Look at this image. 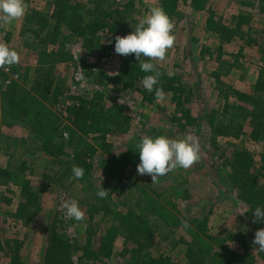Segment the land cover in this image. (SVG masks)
<instances>
[{
    "label": "rangeland",
    "instance_id": "obj_1",
    "mask_svg": "<svg viewBox=\"0 0 264 264\" xmlns=\"http://www.w3.org/2000/svg\"><path fill=\"white\" fill-rule=\"evenodd\" d=\"M114 1L123 4L127 0ZM133 1L137 3V0ZM208 2L216 18L221 19L225 25L231 24L232 16L238 13L248 15V24L242 26L243 38L234 37L230 42L224 43L218 57L217 34L204 30L207 9L197 12L181 3L178 15L171 18L174 22L172 34L176 38L175 43L167 51L164 61H152L165 74L174 73L190 90L182 108L189 110L196 122L185 127V131H176L179 120L171 121L175 113L176 116H180V113L176 112L175 105L170 100V92L163 93L160 98L156 97L150 104L141 99L136 89L117 93L105 92L103 102L107 106L113 101L128 106L126 112L131 117V124L125 133L107 135L108 148L103 152L100 139L95 138L96 135H86L85 139L92 144L95 152L90 157L85 155L91 161L92 168L89 181L82 184L73 176H62V172L54 174L59 166L51 163L47 155L33 147V134L25 123L15 122L8 126L0 117V165L18 166L25 161L26 167L21 177L32 180L33 188L38 190L41 201L40 211L29 224L24 225L11 216L19 187L12 183L7 186L0 185V242L20 241L23 262L42 264L52 223L59 227V233H64L74 243L83 245L89 221L93 231H96V238L113 222L115 213L132 206L135 212L145 216L153 231L150 250L154 255L162 253L177 264H188L184 256L183 241L186 240L197 241L210 253L217 250L221 243L240 253L252 254V264H264V251H260L253 244L254 234L257 229L264 228V221L252 222L254 210L236 198L230 181L231 172L227 166L231 150L237 146H245L253 154V170L264 174V140H248L247 134H242L239 139L221 135L213 138V127L209 124L211 112L214 111L219 118L224 104V100L217 94L213 72H218L219 79L235 89L250 95L257 93L255 87L258 73L264 70V0ZM25 3L28 6L27 13L31 8L46 10L48 6V0H25ZM86 7L92 6L86 4ZM151 8L139 1L137 6L135 4L126 9L124 14L126 21L130 23V31L125 35L134 31L139 19L147 15ZM24 17L11 25L0 27V42L6 43L19 55V62L10 69L13 73H18L16 81L21 82L27 73L25 83L30 85L36 65V51L31 45L32 34L26 30L28 24ZM97 35L99 39L94 41L91 48H80V42L74 37L67 39L65 49L72 59L56 63L51 71L54 83H61L67 91L58 97V103H45L46 108H50L49 112L44 109L45 116L60 112L72 103L66 98V92H92L109 86V83L105 84V80L95 77L98 72L114 76L121 71L125 56L117 71L113 69L116 64L102 61L115 45V36L119 34L111 32L107 27ZM101 45L106 48L101 50ZM52 47L56 46L50 45L48 48ZM2 74H5L6 79L9 78L4 68H0V84ZM110 96L114 99H110ZM229 101L233 102L235 98L231 96ZM244 130L248 133L247 123ZM145 135L153 138L165 135L171 139L193 135L198 139L201 158L188 169L177 168L159 177L156 183L151 182L149 175H139L137 165L131 164L122 170L120 179L113 176L106 168L111 158L134 148ZM67 137V132H64L63 138ZM13 138H23L26 143L15 142V147L12 144ZM65 152L71 154L72 149L67 148ZM102 160L107 162L102 164ZM88 184H91L90 187ZM100 187L108 190V195L103 200L108 207V213L104 215L102 211H96L90 219L87 204L97 199ZM3 194L11 198L10 203L1 199ZM68 199L78 201L85 213L83 221L66 217L62 203ZM246 209H249L247 213L239 214ZM60 216L63 222L57 221ZM182 221H186L189 226L184 227ZM236 235L241 237L243 244L234 239ZM122 247L123 236L119 235L114 241L112 256L97 261L96 264H124L123 257L118 254ZM79 254L80 251L74 254V264H79ZM7 261V254L0 250V264H7Z\"/></svg>",
    "mask_w": 264,
    "mask_h": 264
},
{
    "label": "trees",
    "instance_id": "obj_2",
    "mask_svg": "<svg viewBox=\"0 0 264 264\" xmlns=\"http://www.w3.org/2000/svg\"><path fill=\"white\" fill-rule=\"evenodd\" d=\"M108 1L51 0L46 10L31 8L24 17L25 23L28 24L26 30L32 34L31 45L36 51V65L33 68L34 76L30 85L25 83L27 73L21 82L13 80L6 85L3 83L6 80L5 74L1 75L0 117L8 126L15 122H23L29 127L35 141L33 147L47 155L51 163L59 166L54 174L62 172V176H73V165L83 167V178L75 179L82 184L89 181L92 168L91 161H88L85 155L90 157L95 152L92 144L85 139L86 135H96L95 138L101 141L103 152L108 148L107 135L122 134L130 128L131 117L126 112L128 106L117 101L107 106L103 102L105 92L117 93L136 89L141 99L150 104L157 97L155 88H162L163 93H171L170 100L175 105L176 112L180 113V116H176L175 113L171 118L172 122L179 120L176 131L183 132L185 127L196 122L190 111L182 108V103L188 98L190 90L179 77L165 74L156 66L162 75L159 78L160 82L150 93L143 87L142 78L151 73L140 70V61H137L134 55L126 56L118 74L114 76L102 72L96 74L98 80L103 79L105 84L109 83L104 90L82 93L75 91L74 94L66 92V98L72 103L60 112L44 115V109L50 110L48 106L46 108L45 103L49 102L51 105L58 103V97L67 91L61 83H54L51 72L56 63L72 59L65 49L67 39L74 37L80 42V48H91L94 41L99 39L97 33L102 29L108 27L111 32L119 35H125L130 31V23L126 21L124 13L127 8L134 5V1L127 0L123 4H117L114 0L110 3ZM182 1L184 0H160V7L171 19L178 15V7ZM88 3L92 7L87 8ZM246 4L251 5L250 2ZM189 5L194 11L207 9L208 17L204 30L217 34L218 57L224 43L230 42L234 37L243 38L242 26L249 22L247 14L238 13L232 16L231 24L225 25L221 19L216 18L212 8L208 6V0H189ZM50 45L56 47L49 49ZM105 48V45L100 46L101 50ZM140 59L147 60L143 56ZM213 76L217 94L224 100L221 116L217 118L214 111L210 114L209 124L213 127V138L221 135L239 139L242 134H247L248 140H264V70L258 73L255 87L257 93L254 95L224 83L219 79L218 72H213ZM231 96L235 101H229ZM110 99H114L113 96H110ZM246 123L249 126L248 133L244 130ZM64 132H67V139L63 138ZM15 142L26 143V140L13 138L12 144L16 147ZM137 144L138 142L134 148L111 158L109 167L106 168L113 176L120 179L123 169L130 164L136 166L140 162ZM67 148L72 149L71 154L65 152ZM63 156L65 158H62ZM229 158L227 166L231 172L230 181L236 198L248 204L253 210L257 206L264 208V174L253 170L252 152L245 146H237L231 150ZM101 162L103 164L107 160ZM25 167V161L18 166L0 165V185L7 186L12 183L19 187L11 216L15 221L27 225L40 211L41 201L38 190L33 188L32 180L21 177ZM90 185L88 184V187ZM1 199L6 203L11 202V198L4 194ZM97 199L87 204L90 219L96 211H102L104 215L108 213L104 198L97 196ZM58 220L63 222L61 216L57 218ZM58 228L51 224V235L42 264H74L73 256L78 251L79 264H96L97 261L112 256L114 241L119 235L123 236V247L118 254L123 257L124 264H177L162 253L154 255L151 252L153 231L145 216L135 212L132 206L115 213L113 222L96 238H94L96 231H93L89 221L83 245H78L64 233H59ZM234 239L243 244L239 235L234 236ZM183 243L184 256L188 264H252L254 258L248 252L240 253L221 243L218 244L219 248L211 253L197 241L184 240ZM20 248L21 242L18 240L0 242V250L5 251L8 257L7 264H29L23 262Z\"/></svg>",
    "mask_w": 264,
    "mask_h": 264
},
{
    "label": "clouds",
    "instance_id": "obj_3",
    "mask_svg": "<svg viewBox=\"0 0 264 264\" xmlns=\"http://www.w3.org/2000/svg\"><path fill=\"white\" fill-rule=\"evenodd\" d=\"M28 6L25 0H0V27L11 25L14 21L22 19L27 13ZM174 22L162 7H152L147 15L140 18L134 31L127 35L115 36L114 51L121 56L134 55L140 61V70L151 73L142 78V84L146 91L153 92L160 80L162 73L157 70L152 61H164L167 51L173 47L175 36L172 34ZM110 42V41H109ZM141 56L147 60H141ZM19 62L17 51L0 42V68L11 69V66ZM82 69V68H81ZM174 73H169L173 75ZM81 76L83 73L80 74ZM157 98L163 95L162 88H155ZM139 149V160L137 173L149 175L151 182H158V178L170 173L177 168L188 169L200 160V145L198 139L193 135H187L180 139H171L165 135L151 137L143 136L137 144ZM73 177L82 179L84 169L73 165ZM108 190L100 187L97 196L106 198ZM62 208L68 219L81 222L85 218L84 211L80 208L78 201L68 199L63 201ZM246 209L239 214H245ZM264 221V208L257 206L253 212V223ZM184 227H188L186 221H182ZM253 244L264 251V228L256 230Z\"/></svg>",
    "mask_w": 264,
    "mask_h": 264
},
{
    "label": "built area",
    "instance_id": "obj_4",
    "mask_svg": "<svg viewBox=\"0 0 264 264\" xmlns=\"http://www.w3.org/2000/svg\"><path fill=\"white\" fill-rule=\"evenodd\" d=\"M124 56L118 55L114 51V46L110 48V50L106 53V56L102 58V61L112 62V64H116V68H113L115 71L120 67ZM87 58H93V56H87ZM4 72L9 74V78L6 79L5 84H9L12 79L16 80L18 78V73L12 72L7 68H4Z\"/></svg>",
    "mask_w": 264,
    "mask_h": 264
},
{
    "label": "crops",
    "instance_id": "obj_5",
    "mask_svg": "<svg viewBox=\"0 0 264 264\" xmlns=\"http://www.w3.org/2000/svg\"><path fill=\"white\" fill-rule=\"evenodd\" d=\"M51 1V0H48V2ZM139 1H141L142 3H144L146 6H149V7H160V0H137V3L139 4ZM86 2V0H85ZM137 3L134 1V5L136 4L137 6ZM183 5H185L186 7H191L189 5V0H184L181 2ZM181 3L179 4V7L181 5ZM208 5H209V2H208ZM87 6H92L91 4H87ZM178 7V8H179ZM202 11H205V10H202ZM202 11H197V12H202ZM206 32H210V31H206Z\"/></svg>",
    "mask_w": 264,
    "mask_h": 264
}]
</instances>
